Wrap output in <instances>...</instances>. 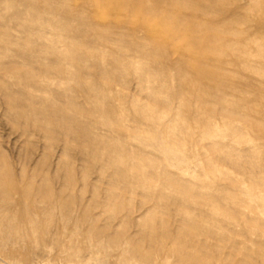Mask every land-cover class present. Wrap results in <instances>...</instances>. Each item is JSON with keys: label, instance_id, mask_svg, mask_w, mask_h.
Returning a JSON list of instances; mask_svg holds the SVG:
<instances>
[{"label": "rangeland", "instance_id": "374dc122", "mask_svg": "<svg viewBox=\"0 0 264 264\" xmlns=\"http://www.w3.org/2000/svg\"><path fill=\"white\" fill-rule=\"evenodd\" d=\"M0 5V148L16 170L24 164L45 171L72 210L68 220L64 211L54 209L48 221L37 214V222L26 226L0 223V230L10 229L14 237L0 235L5 244L0 264H169L173 258L142 262L128 255L126 241L138 237L135 222L154 208L172 227L187 217L198 222L186 228L207 227L208 247L215 246L222 258L264 264V0H0ZM73 51L91 58L80 57L78 64ZM80 65L93 67L79 72L81 81L75 76ZM27 75L29 82L22 81ZM34 97L46 102H30ZM8 101L14 111L7 110ZM29 103L43 110L35 118L39 122L54 105L58 122L81 129V139L56 129L51 130L54 142L32 134L33 126L17 117L19 111L31 116L25 108ZM129 128L136 129L132 133L140 141L128 144L134 157H162L156 171L164 174L153 184L129 185L137 191L133 195L124 192V182L109 183L124 163L101 171L115 152L101 147L94 156L80 148L95 136L124 146L115 134L117 129L129 133ZM146 137L151 143L145 144ZM121 198L130 210L127 219L114 212ZM90 227L102 235H88ZM119 231L124 237L113 241Z\"/></svg>", "mask_w": 264, "mask_h": 264}, {"label": "bare ground", "instance_id": "6f19581e", "mask_svg": "<svg viewBox=\"0 0 264 264\" xmlns=\"http://www.w3.org/2000/svg\"><path fill=\"white\" fill-rule=\"evenodd\" d=\"M202 1H205V0H202ZM212 4V3H211ZM48 5V4H47ZM258 5V4H257ZM1 6V5H0ZM48 7V6H47ZM207 9V8H206ZM28 10V9H27ZM209 11V10H208ZM213 11V10H212ZM219 12V11H218ZM33 13V12H32ZM26 14V13H25ZM38 16V15H37ZM36 16V17H37ZM212 17V16H211ZM32 19V18H31ZM29 20V19H28ZM213 20H214V17H213ZM195 21V20H194ZM27 22V21H25ZM240 22V21H238ZM241 23V22H240ZM24 24V23H22ZM242 24H244L242 22ZM22 26V25H21ZM199 26V25H198ZM239 26V25H238ZM240 31V30H239ZM243 35V34H242ZM27 40V39H26ZM45 42V40H43ZM126 43V42H125ZM142 46V44H141ZM50 47V46H49ZM54 48V47H53ZM72 48V47H71ZM146 48V46H145ZM56 49V47H55ZM76 49V48H75ZM54 50V49H53ZM58 50V49H57ZM57 50H54L55 52ZM72 50V49H71ZM67 52V51H66ZM75 51H73V59L74 62H78V64L80 63V57H83V56H88L87 54L83 53V54H80V53H74ZM87 52V51H86ZM72 53V52H71ZM243 53V52H242ZM67 55H70L69 52L66 53ZM244 54H248V52L244 51ZM96 57H102L101 54L99 53H96L95 54ZM69 57V56H68ZM90 57V56H88ZM70 58V57H69ZM72 58V57H71ZM91 58V57H90ZM84 60H89V58H83ZM86 62V61H85ZM103 62V61H102ZM120 62V61H119ZM95 64V63H94ZM106 64V62H105ZM92 65V64H91ZM98 65V64H96ZM115 65H117L115 63ZM86 66V65H85ZM89 65H87V67H84L83 65H80V69L79 71L76 72L75 76L76 78H78L79 75V72L83 71V70H92L93 67H90L88 68ZM93 66V65H92ZM100 66V65H98ZM121 67V66H120ZM8 70V69H7ZM167 70V69H165ZM175 70V69H174ZM222 71V70H221ZM85 73V71H83ZM87 72V71H86ZM168 72V71H167ZM166 72V74H167ZM175 73L176 72H179L178 70L177 71H174ZM74 73V72H73ZM100 73V72H99ZM223 73V71H222ZM106 74V73H105ZM169 74V73H168ZM91 75V74H90ZM89 75V76H90ZM146 75V74H145ZM144 75V76H145ZM175 75H178L177 73ZM74 76V75H73ZM165 76V75H164ZM168 76V75H167ZM101 77V76H100ZM105 77V76H104ZM147 77V76H146ZM177 77V76H176ZM30 78V75H27V76H24L21 78L22 81H25L27 82ZM80 78V77H79ZM79 81H81V79H79ZM83 78H85L83 76ZM106 78V77H105ZM100 79V78H98ZM180 80V77L177 78ZM184 79V77H183ZM83 80V79H82ZM142 80V79H141ZM182 80V79H181ZM89 80H87L88 82ZM170 81V80H169ZM29 82V81H28ZM78 82V81H77ZM90 82V81H89ZM178 82V81H177ZM84 83V82H83ZM97 83V82H96ZM78 84V83H76ZM81 85V84H80ZM176 85V84H175ZM178 85V84H177ZM181 85V84H180ZM94 86V85H93ZM172 86V85H171ZM180 89H179V88ZM177 88L179 90H181V87L178 86ZM143 88V87H142ZM141 88V89H142ZM156 88V87H154ZM89 89V88H88ZM106 89L107 90H111V85L110 83H106ZM147 89V88H146ZM149 89V88H148ZM122 90V89H121ZM153 90V89H152ZM79 91V90H78ZM90 91V90H89ZM143 91V90H142ZM146 91V90H145ZM150 92V91H148ZM146 92V93H148ZM186 92V91H185ZM93 93V92H92ZM117 93V92H116ZM150 93H153L152 91ZM124 94V93H123ZM127 94V93H126ZM156 94V92H155ZM158 94V93H157ZM210 94V93H209ZM89 95V94H88ZM122 95V93H121ZM213 95V94H212ZM118 96V95H117ZM126 96V95H125ZM90 97V96H89ZM43 98V97H42ZM42 98H37V97H34V99H32V101L30 102H33V103H41V102H44L45 100H42ZM120 98V97H119ZM123 98V97H122ZM190 98V96H189ZM199 98V97H198ZM131 99V98H130ZM134 99V98H132ZM182 99V98H181ZM192 99V98H191ZM160 100V99H159ZM184 100V99H183ZM200 100V99H198ZM218 100V99H217ZM122 101V100H121ZM161 101V100H160ZM202 101V100H201ZM11 102V101H10ZM46 102V101H45ZM134 102V101H133ZM162 102V101H161ZM159 102V103H161ZM196 102V101H195ZM33 103H29L25 108H27V110H29L31 112V116L28 117L25 113H23V111H19L18 114H17V117L19 119H25L26 120V123L31 125V127L33 126V131L31 132L32 134H37V135H40L42 139H48L49 141L48 142H54L55 139H53V134L51 132L52 129H56L57 131H60V132H65L66 134H71V135H74L76 138L75 139H81V136H82V130L81 129H78V128H74V127H70L72 125H63V124H60V122H58L57 120V117L60 116L59 112L57 111V109H55L54 105H50L49 107V111H47V113L45 114L46 117H44V120L42 122H39V120H36L35 118H37L42 112L43 110H39V109H36L35 108V104L33 105ZM155 103V102H154ZM197 103V102H196ZM195 103V104H196ZM203 103V102H202ZM7 110H13V107L9 105V101L7 103H4ZM13 104V103H12ZM157 104V103H155ZM163 104V103H162ZM199 104V102H198ZM197 104V105H198ZM201 104V102H200ZM204 104H206V101L204 102ZM225 104V103H224ZM19 105V104H18ZM183 105V104H182ZM189 105V103H188ZM194 105V104H193ZM202 105V104H201ZM201 105H198V107H200ZM226 106V105H225ZM228 106V105H227ZM44 107V105H43ZM77 107V106H76ZM185 107V106H184ZM183 107V109H184ZM189 107V106H188ZM194 107V106H193ZM202 107V106H201ZM207 107V106H206ZM240 107V106H239ZM243 107V106H242ZM121 108V107H120ZM167 108V107H166ZM241 108V107H240ZM17 109H18V106H17ZM46 109V108H45ZM77 109V108H75ZM135 109V107L133 108ZM59 110V109H58ZM85 110V109H84ZM84 110L83 109H77L76 113L81 115V113H84ZM138 110V109H137ZM150 110V109H149ZM169 110V109H167ZM200 110V109H199ZM198 110V111H199ZM204 110V109H203ZM14 111V110H13ZM135 111V110H134ZM154 111V110H153ZM120 115H123L124 113H122L123 111H120ZM215 112V111H213ZM217 112V111H216ZM45 113V112H44ZM65 113H69V112H65ZM64 113V114H65ZM94 113V112H93ZM137 113V112H136ZM153 113V112H152ZM71 114V113H70ZM88 114V113H86ZM143 114V113H142ZM151 114V113H150ZM194 114V113H193ZM219 114V113H218ZM229 114V113H228ZM89 115V114H88ZM138 115V114H137ZM141 115V114H140ZM144 115V114H143ZM153 115V114H152ZM163 115V114H162ZM165 115V114H164ZM125 116V115H124ZM123 116V117H124ZM147 116V115H146ZM149 116V114H148ZM161 116V115H160ZM178 116V115H177ZM193 116V115H192ZM229 116V115H228ZM162 117V116H161ZM164 117V116H163ZM241 117V116H240ZM243 117V116H242ZM62 118V117H61ZM71 118V117H70ZM80 118V117H79ZM141 118V117H140ZM151 119V117H149ZM184 118V117H183ZM202 118V117H201ZM230 118V117H229ZM245 118V117H244ZM120 119V118H119ZM161 119V118H159ZM67 120H68V117H67ZM123 120V119H122ZM142 120V119H141ZM183 120V119H181ZM243 120V119H242ZM241 120V121H242ZM261 120V119H260ZM120 121V120H118ZM152 121V120H151ZM204 121V120H203ZM244 121V120H243ZM248 121V120H247ZM259 121V120H258ZM29 122V123H28ZM69 122H75V119H70ZM93 122V121H92ZM124 122V120H123ZM162 122V121H161ZM170 122V121H169ZM260 122V121H259ZM263 121H261L262 123ZM117 123V122H116ZM115 123V124H116ZM159 123V122H158ZM163 123V122H162ZM69 124V123H68ZM118 124V123H117ZM124 124H126L124 122ZM128 124V123H127ZM155 124V123H154ZM122 125V129L123 128V124ZM119 125V126H121ZM162 125V124H161ZM161 125H158V126H155L159 128V126ZM173 125V124H172ZM261 125V124H260ZM100 125H98L99 127ZM118 126V127H119ZM184 126V125H183ZM207 126V125H206ZM126 127V125H125ZM131 127V126H130ZM174 126H172L173 128ZM128 128V127H127ZM262 128V127H261ZM32 129V128H31ZM102 129V128H101ZM121 129V130H122ZM203 129H204V126H203ZM181 130V129H180ZM179 130V132H180ZM208 130V128L206 129ZM209 130H210V127H209ZM85 131V130H84ZM126 131H128L129 133H120L119 129H117V133L118 135L115 134V140L116 139H121V142H123L124 146L123 145H115L114 143H112V141H107L106 139H103L101 137H96L93 138V141L92 144H84L82 145L80 148L84 149V151H91L93 152V155L96 156L97 155V151L100 149V151H102L101 147L105 148L107 150V152H115V154L110 157V159L104 164L102 163L101 164V171H104V170H107V169H114V167H117V165H119L120 163H124L122 165H125L124 168L122 169H118V170H115L113 171V174H111V178L109 180V183L111 185H113L115 183V181H122L124 182V188L125 191L124 192H127L128 194H131L133 195L134 193H137V191L135 190H132L129 185L131 184H149V183H152V182H155V181H158L161 179V177L164 175L162 174H159L158 169L159 168V163L161 162H158V158H159V161H162L161 158L162 157H158L156 160L154 157L153 158H147V157H144L143 158H135L134 156L136 155H133L134 153V149L131 150V148H128L129 145L128 144H133L134 141L138 140L139 138L133 136V133L132 132H136V129H126ZM148 131V130H147ZM116 132V131H115ZM134 132V133H135ZM138 132V131H137ZM148 133H150L148 131ZM191 133V132H190ZM208 133V132H207ZM207 133H205V136L208 135ZM96 134V133H95ZM179 134V133H178ZM236 134V133H235ZM29 135V134H28ZM105 135V134H104ZM149 135V134H148ZM184 135V134H183ZM194 136V134H192ZM201 135V133H200ZM237 135V134H236ZM57 136V135H56ZM62 136V135H61ZM106 136V135H105ZM147 136V135H146ZM209 136V135H208ZM38 137V136H37ZM63 137V136H62ZM64 137H68V136H64ZM103 137V135H102ZM139 137V136H138ZM148 137V136H147ZM146 137V139H147ZM158 137H159V134H158ZM182 137V136H181ZM107 138V137H106ZM145 138V137H144ZM183 138V137H182ZM200 138V136H199ZM235 138V137H233ZM232 138V139H233ZM53 139V140H52ZM141 139V137H140ZM159 139V138H158ZM175 139V138H174ZM202 139V138H201ZM237 139V138H236ZM241 139V138H239ZM160 140V139H159ZM165 140V139H164ZM171 140V139H170ZM190 140V138H189ZM206 140V139H204ZM67 141V139H66ZM139 141V140H138ZM169 141V140H168ZM167 141V142H168ZM176 141V140H175ZM185 140L181 141L180 142H184ZM200 141V139H199ZM109 142V144H108ZM118 142V141H117ZM129 142V143H128ZM140 142V141H139ZM139 142H138V145H139ZM142 142V141H141ZM151 143V139L149 137V139H147L145 141V144L147 143ZM160 142V141H159ZM174 142V141H173ZM172 142V143H173ZM179 143V140L177 141ZM195 142V141H194ZM200 142H203V141H200ZM137 143V142H136ZM148 143V144H149ZM177 143V144H178ZM185 143V142H184ZM199 143V142H197ZM206 143V141H205ZM211 143H214V142H211ZM210 143V145H212ZM53 144V143H52ZM68 144V141L67 143ZM141 144V143H140ZM154 144V143H153ZM175 144V142L173 143ZM182 144V143H181ZM196 144V142H195ZM203 144V143H201ZM200 144V145H201ZM78 145V144H77ZM127 145V147L125 146ZM137 145V144H136ZM144 145V143H143ZM156 145V144H155ZM154 145V147H155ZM158 145V144H157ZM161 145V144H160ZM197 145V144H196ZM230 145V144H229ZM228 145V146H229ZM142 146V145H139V147ZM185 146V145H184ZM193 146H194V143H193ZM199 146V145H198ZM208 146V145H206ZM215 146V145H214ZM149 147V146H148ZM160 147V146H159ZM179 149H180V145L178 146ZM182 147V146H181ZM196 147V146H194ZM202 146H200L201 148ZM204 147V146H203ZM68 150L69 148L66 147ZM66 148H63V151L67 150ZM142 148V147H141ZM140 148V149H141ZM145 148V146L143 147ZM147 148V147H146ZM166 148V147H165ZM199 148V147H197ZM220 148V147H219ZM149 149V148H147ZM160 150V148H158ZM157 149V150H158ZM202 149V148H201ZM200 149V150H201ZM205 149V148H204ZM208 149V148H206ZM217 149V148H216ZM215 149V150H216ZM137 150V149H136ZM143 150V149H142ZM155 150V149H154ZM153 150V151H154ZM170 150V149H169ZM168 150V151H169ZM173 150V148H172ZM199 150V151H200ZM209 150H212V149H209ZM228 150V149H226ZM156 151V150H155ZM165 151V150H164ZM167 151V152H168ZM181 151V150H180ZM202 151V150H201ZM205 151V150H204ZM203 151V152H204ZM230 151V150H229ZM229 151H224V153L226 152H229ZM245 151V150H244ZM159 152V151H158ZM171 153V151H169ZM177 152V151H176ZM209 152V151H208ZM213 152V151H212ZM211 152V153H212ZM231 152V151H230ZM71 153V152H70ZM152 154V153H151ZM162 154V152H161ZM160 154V155H161ZM165 154H166V151H165ZM164 154V155H165ZM169 154V153H168ZM174 152L170 155L171 158L174 156L173 155ZM180 154V153H179ZM199 154V152L197 153ZM228 154V153H227ZM117 155V156H116ZM141 155V154H140ZM178 155V154H177ZM204 155H207L206 153H204ZM214 155V154H213ZM231 155V154H230ZM235 155V154H234ZM237 155V154H236ZM118 156H120L121 158V161H120V158H118ZM157 156V155H156ZM168 156V155H167ZM202 156V154H201ZM211 156V155H210ZM227 158H228V155H226ZM170 157V156H169ZM176 157V156H175ZM177 157H180L179 155ZM246 157V156H245ZM174 158V157H173ZM172 158V159H173ZM226 158V157H225ZM226 158V160H227ZM237 160L238 157H236ZM179 159V158H178ZM211 159V158H210ZM223 159V158H222ZM235 159V158H233ZM46 160V159H44ZM99 160V159H98ZM176 160V158H175ZM174 160V161H175ZM207 160H208V156H207ZM215 160V159H214ZM217 160V159H216ZM215 160V161H216ZM219 160H221L219 158ZM231 160V159H230ZM236 160V159H235ZM234 160V161H235ZM236 160V162H237ZM242 160V158H241ZM240 160V161H241ZM249 160H251L249 158ZM167 162V160H165ZM164 161V162H165ZM212 161V160H210ZM214 161V162H215ZM232 161V160H231ZM239 161V162H240ZM163 162V163H164ZM208 162V161H207ZM218 162V161H217ZM221 162H224V161H221ZM99 163V162H98ZM174 163V162H173ZM172 163V164H173ZM211 163V162H210ZM210 163H209V166H210ZM232 163V162H231ZM238 163V162H237ZM242 163V162H241ZM69 164V161L68 163ZM169 164V163H168ZM206 164V163H205ZM224 164V163H222ZM235 164V162H234ZM27 165V164H26ZM98 165V164H97ZM162 168L164 169V166L163 164H161ZM177 165V164H176ZM227 165V164H226ZM233 165V164H232ZM247 165V164H246ZM252 165V163H251ZM72 166V165H71ZM87 166V165H86ZM121 166V165H120ZM170 166V165H169ZM175 166V165H174ZM212 166V164H211ZM245 166V165H243ZM167 167V165H166ZM165 167V168H166ZM234 167V166H232ZM70 168V167H69ZM68 170L70 171L71 168ZM121 168V167H120ZM238 169V167H236ZM235 168V169H236ZM242 168V166L240 167ZM90 169V168H89ZM157 169V171H156ZM243 169V168H242ZM166 170V169H165ZM213 170V169H212ZM257 170H259L257 168ZM68 171V172H69ZM239 171V170H238ZM166 172V171H165ZM164 172V173H165ZM71 173V172H70ZM241 173V172H240ZM73 174V173H71ZM70 174V175H71ZM168 176V174H167ZM68 177V176H67ZM73 177V175H72ZM231 178V177H229ZM164 179V177L162 178ZM167 179V178H166ZM228 179V178H227ZM75 180V179H74ZM168 180V179H167ZM167 180H164L168 183ZM171 180V179H170ZM169 180V181H170ZM230 180V179H229ZM228 180V181H229ZM232 180V179H231ZM52 181L54 180H51L50 177L48 176V174L45 172V171H40L38 168L34 167L32 168L31 166V169L28 170L26 168V166L24 164H22L20 166V169L19 170H16V168L14 167V165L12 164V162L9 160V158L7 157V155L1 150L0 148V223L4 222L5 223V226L8 228V225L12 226L14 224V222L16 221H19V223L21 224V226H26L27 224H31V223H34V222H37L34 215H37V214H42L43 215V218L46 219L51 217L52 214H53V210L54 209H58L59 211H64V217H66V219L68 220L71 216V209H67L68 208V205L66 203V199L63 198V194L62 192L60 191H56L55 189L52 188ZM163 181V180H162ZM239 181V180H238ZM69 182V181H68ZM166 182H165V185H166ZM181 182V181H180ZM234 182V181H233ZM172 183V182H171ZM175 183V182H174ZM186 183V182H185ZM232 183V181H231ZM234 183H237V182H234ZM116 184V183H115ZM153 184V183H152ZM182 184V183H181ZM160 185V184H159ZM162 185V184H161ZM164 185V184H163ZM164 185V186H165ZM179 185V184H178ZM183 185V184H182ZM185 185V184H184ZM183 185V187L185 188V186ZM233 185V184H232ZM231 185V186H232ZM251 185V184H250ZM252 185H255L254 183ZM158 186V185H157ZM169 187L170 186H173L174 188H176V186H174L173 184L172 185H168ZM147 187V186H146ZM178 187V186H177ZM180 187V186H179ZM178 187V188H179ZM160 188V186H159ZM163 188V187H162ZM161 188V189H162ZM177 188V190H178ZM250 188H253V187H250ZM153 189V188H152ZM164 189V188H163ZM170 189V188H169ZM191 189V188H190ZM190 189L187 188L188 191H190ZM145 190V189H143ZM149 190V189H147ZM146 190V191H147ZM158 190V189H157ZM171 190V189H170ZM170 190H167V191H170ZM184 190V189H183ZM154 191V190H153ZM166 191V190H165ZM181 191V190H179ZM192 191V189H191ZM141 192V191H140ZM156 192V191H155ZM153 192V193H155ZM172 192V190H171ZM176 192V191H175ZM97 192H95L96 194ZM125 193V194H127ZM146 194V192H144ZM149 193V192H147ZM157 193V192H156ZM161 193V192H160ZM219 193V192H218ZM158 194V193H157ZM84 195V194H83ZM112 195V194H111ZM118 195V194H117ZM130 195V197H131ZM150 195V194H149ZM160 195V194H159ZM164 195V194H163ZM168 195V194H166ZM164 195V197L166 196ZM170 195V194H169ZM194 195V194H193ZM71 196V195H70ZM154 196V195H153ZM173 196V195H172ZM187 196V195H186ZM191 196V195H189ZM221 196V195H220ZM227 196V195H225ZM233 196V195H232ZM232 196H227V197H231ZM96 197V196H95ZM118 197V196H117ZM116 197V198H117ZM148 197V196H147ZM152 197V195H151ZM150 197V198H151ZM161 198V196H159ZM192 197V196H191ZM190 197V198H191ZM195 197V196H194ZM197 199L199 198L198 196H196ZM97 198V197H96ZM145 198V197H144ZM154 198V197H153ZM163 198V197H162ZM170 198V196H169ZM185 198V197H183ZM183 198H181L180 200H182ZM189 198V197H188ZM221 198V197H220ZM223 198V197H222ZM230 200H233L231 199ZM70 199V197L68 198ZM74 199V197H73ZM129 199V198H128ZM158 199V197H157ZM196 199V198H195ZM202 199V198H201ZM146 199H144L145 201ZM161 200V199H160ZM165 200V199H164ZM170 200V199H169ZM176 200V199H175ZM185 200H188V199H185ZM193 200V198L191 199ZM221 200V199H220ZM143 201V199H142ZM143 201V202H144ZM147 201V200H146ZM159 201V200H158ZM166 201V200H165ZM204 201V199H203ZM216 201V200H215ZM218 201V199H217ZM216 201V202H217ZM74 202V200H73ZM175 202V201H174ZM205 202V201H204ZM161 203V202H160ZM170 203V202H168ZM162 204L164 205L165 203L162 202ZM71 205V203H70ZM109 205V204H108ZM129 205V204H128ZM159 205V204H158ZM162 205V206H163ZM171 205V204H170ZM72 206V205H71ZM100 206V205H98ZM167 206V205H166ZM67 207V208H66ZM70 207V206H69ZM169 208V207H168ZM168 208H167V211L165 213H169L168 212ZM195 208V207H194ZM73 209V208H72ZM197 209V208H196ZM21 210V212L19 213L18 211ZM112 210V209H111ZM117 212V210L121 211L122 213L125 214V217L124 218H129L130 215H129V208L127 207L126 205V200L125 198H121L120 202H118L117 204H115V208H114V212ZM165 210V209H164ZM160 211V210H159ZM157 210H155V208L151 211H149L147 216L145 214V217L140 219L138 221L135 222V225L137 226L138 228V237H134L133 239H128V241H126L127 243V249H128V255L133 257V259H139V261H142V262H150L151 260H157V258H161V259H164V260H167L168 258H173V261L169 264H235V260L232 261V259H227L229 258L228 257H225V258H222L221 257V253H220V256H219V253L217 252V248L215 246H212V247H208V242L207 240L205 239V236L206 234L208 233V228L206 227H197L198 229L195 230V231H192L191 228H186V225L188 224V222H191L192 224L193 223H196L198 221L192 219L190 217H187L189 215V213H187V218H182L180 219V222L177 226L175 227H172L171 226V222L170 220L166 219V218H163L161 217L160 215H157L158 212ZM162 211V209H161ZM220 211V210H219ZM238 211V210H237ZM87 213V211H86ZM163 213V211H162ZM192 213V212H191ZM190 213V215H191ZM226 213V212H225ZM85 214V213H84ZM116 214V213H114ZM132 214V213H131ZM199 214V213H198ZM210 214V213H209ZM222 214V213H221ZM228 214V213H227ZM233 214V213H232ZM86 215V214H85ZM84 215V216H85ZM108 215V213H107ZM110 215V214H109ZM117 215V214H116ZM115 215V216H116ZM200 215V214H199ZM220 215V214H219ZM223 215V214H222ZM220 215V217L222 216ZM235 215V214H234ZM238 215V214H237ZM89 216V215H87ZM120 216V214H119ZM210 216H213V213L210 214ZM223 216H226V215H223ZM229 216V215H228ZM233 216V215H232ZM92 217V216H91ZM108 217V216H107ZM111 217V216H110ZM207 217V216H206ZM37 218V217H36ZM87 218V217H86ZM97 218V217H96ZM117 218V216H116ZM181 218V217H180ZM230 218V216H229ZM236 217H233V221H236L234 220ZM239 218V216H238ZM91 219V218H90ZM114 219V218H113ZM223 219V217H222ZM225 219V218H224ZM228 219V218H227ZM237 219V218H236ZM48 221V219H46ZM88 220V219H87ZM93 220H95L93 218ZM109 220V219H108ZM232 219H230L231 221ZM129 221V220H127ZM229 221V222H230ZM239 222V220H238ZM231 223H233L231 221ZM197 224V223H196ZM236 224V223H235ZM201 225V224H199ZM204 225V224H203ZM232 225V224H231ZM234 225V224H233ZM232 225V226H233ZM119 226V225H118ZM125 227V225H123ZM121 227V226H120ZM243 227L245 228L246 225L244 224ZM2 228V227H1ZM2 229L0 230V235L1 234H5V236H7L8 238H14L13 235L11 234V230L10 229ZM106 228V227H105ZM194 228V227H193ZM47 229V225L43 226V230H46ZM104 229V228H102ZM125 229V228H124ZM22 230V229H21ZM25 230V229H24ZM29 230V229H28ZM98 230H94L92 227L90 228H87L86 229V233L88 235H102L101 234V231H98ZM106 231V230H105ZM26 233V232H25ZM23 233V234H25ZM106 233V232H105ZM104 233V234H105ZM122 232L119 231V234H117L118 236H115L112 240L113 241H120L122 237H124L123 233L121 234ZM103 234V235H104ZM115 234V233H114ZM15 235H17L15 233ZM23 237V236H22ZM56 237H58V234L56 235ZM1 238V237H0ZM19 238V237H18ZM17 238H15L14 242L15 243ZM8 242V241H7ZM166 242H170L171 246L169 247ZM12 243V244H13ZM17 243V242H16ZM16 246V244H14ZM0 247H5V244L3 243H0ZM14 248V247H13ZM217 252V254L215 253ZM230 254V253H229ZM223 255V254H222ZM247 255V254H246ZM234 257V256H233ZM129 258V257H128ZM231 258V257H230ZM237 259V258H235ZM241 260V259H240ZM239 260V261H240ZM128 261V260H127ZM238 261V260H236ZM243 261V259H242ZM165 262V261H164ZM244 262V261H243ZM143 264V263H142ZM162 264H165L162 262ZM239 264H242L241 261ZM244 264V263H243ZM246 264V263H245Z\"/></svg>", "mask_w": 264, "mask_h": 264}]
</instances>
